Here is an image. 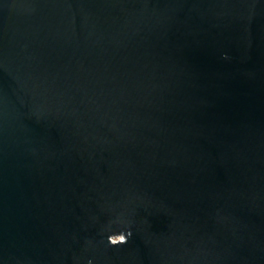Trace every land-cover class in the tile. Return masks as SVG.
Here are the masks:
<instances>
[{"label": "water", "instance_id": "obj_1", "mask_svg": "<svg viewBox=\"0 0 264 264\" xmlns=\"http://www.w3.org/2000/svg\"><path fill=\"white\" fill-rule=\"evenodd\" d=\"M0 264H264V0H0Z\"/></svg>", "mask_w": 264, "mask_h": 264}, {"label": "clouds", "instance_id": "obj_2", "mask_svg": "<svg viewBox=\"0 0 264 264\" xmlns=\"http://www.w3.org/2000/svg\"><path fill=\"white\" fill-rule=\"evenodd\" d=\"M225 58H227L225 56ZM131 236V232L128 231L127 234H125L124 231H121L119 233L116 234H110L107 237V242L111 245V246H119V245H123L126 244L128 242L129 237Z\"/></svg>", "mask_w": 264, "mask_h": 264}]
</instances>
